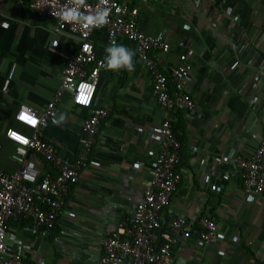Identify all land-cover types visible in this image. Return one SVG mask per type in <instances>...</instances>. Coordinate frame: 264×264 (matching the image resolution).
I'll list each match as a JSON object with an SVG mask.
<instances>
[{"label": "crops", "instance_id": "0c3cea01", "mask_svg": "<svg viewBox=\"0 0 264 264\" xmlns=\"http://www.w3.org/2000/svg\"><path fill=\"white\" fill-rule=\"evenodd\" d=\"M121 1L139 8L143 32L166 34L171 50L153 52L163 70L174 68L181 54L191 64L188 89L196 107L174 118L182 141L177 165L182 179L163 220L167 227L182 216L195 228L210 216L220 237L201 245L196 234L180 236L172 247V264H264V193L249 200L242 168L234 162L251 156L264 138V0ZM35 14L17 0H0V168L7 172L20 167L17 145L7 131H29L16 118L19 108L47 106L80 44L77 36L57 32L55 20ZM118 45L135 52L134 70L106 69L100 75L92 107L107 108L109 115L101 121L57 226L41 236L31 218L8 222V243L30 261L99 264L101 240L123 219H132L143 198L162 145L152 127L168 112L153 94V76L135 44L121 39ZM108 47L99 41L98 55ZM89 115V108L74 105L65 93L42 136L73 160ZM191 145L198 150H190ZM28 157L43 172L57 173L41 156L30 152Z\"/></svg>", "mask_w": 264, "mask_h": 264}, {"label": "built area", "instance_id": "2783aa9c", "mask_svg": "<svg viewBox=\"0 0 264 264\" xmlns=\"http://www.w3.org/2000/svg\"><path fill=\"white\" fill-rule=\"evenodd\" d=\"M17 2L27 5L38 15L55 20L57 32L65 31L77 36L80 44L68 58L60 85L47 106L43 110L26 105L19 108L16 118L29 131L15 128L7 131V137L17 145L16 158L20 167L14 172L0 168V264H41L26 259L20 249H13L8 243V222L10 219L31 218L37 234H51L72 187L80 181L81 171L88 164L101 121L109 115L107 108L92 107L100 75L108 69L105 60L108 53L98 55L93 41L97 28L106 30L109 46L118 45L121 39L135 44L141 62L153 76V94L168 112L166 119L152 127L162 145L153 158L152 174L143 198L136 205L132 219H123L117 229L101 240L104 253L99 264H172V247L180 236L189 238L196 234L201 245L217 241L220 237L217 222L210 216H203L195 228L182 216L172 218L167 227L163 220V210L182 179L177 170L182 143L174 132V118L178 112H191L196 107L195 98L188 89L191 64L186 54L180 55L179 63L170 71L163 70L153 52L171 50L166 34L143 32L138 25L139 8L121 0ZM106 9H110V14L103 24L99 21L87 24L85 17H99ZM66 10L78 12L77 20L65 22L62 13ZM254 80H258V76ZM65 93L71 95L74 105L90 109V115L82 125L80 149L73 160L63 158L57 146L42 136ZM190 150L197 151L198 146L191 145ZM30 152L52 163L57 173L43 172L28 157ZM234 162L242 168L249 200L264 193V138L251 156H238ZM216 191H221V187L217 186Z\"/></svg>", "mask_w": 264, "mask_h": 264}, {"label": "clouds", "instance_id": "9594fccd", "mask_svg": "<svg viewBox=\"0 0 264 264\" xmlns=\"http://www.w3.org/2000/svg\"><path fill=\"white\" fill-rule=\"evenodd\" d=\"M83 3V0H79ZM110 14V9H106L103 14L99 17L87 16L85 17L88 25L96 24L99 21L101 24L104 23L105 17ZM79 13L75 10H66L62 13V19L67 23H72L77 20ZM108 55L105 57L106 67L110 70H120L126 69L128 71L134 70V60L135 52L132 49L127 48L124 45L110 46L106 49Z\"/></svg>", "mask_w": 264, "mask_h": 264}, {"label": "trees", "instance_id": "16d2710c", "mask_svg": "<svg viewBox=\"0 0 264 264\" xmlns=\"http://www.w3.org/2000/svg\"><path fill=\"white\" fill-rule=\"evenodd\" d=\"M38 18L40 17V15L38 16L37 14H35ZM44 17V16H43ZM93 41H94V44H95V48H96V51H97V43L100 42H103L105 44H107V32L104 28H97L95 31H94V34H93ZM97 53L99 54V52L97 51ZM174 132L175 134L177 135L176 133V129L174 127ZM178 137V136H177ZM179 138V137H178ZM180 140V138H179ZM181 141V140H180ZM182 143V141H181Z\"/></svg>", "mask_w": 264, "mask_h": 264}, {"label": "water", "instance_id": "95a60500", "mask_svg": "<svg viewBox=\"0 0 264 264\" xmlns=\"http://www.w3.org/2000/svg\"><path fill=\"white\" fill-rule=\"evenodd\" d=\"M234 155V154H233Z\"/></svg>", "mask_w": 264, "mask_h": 264}]
</instances>
